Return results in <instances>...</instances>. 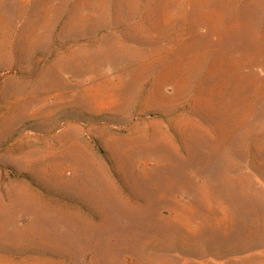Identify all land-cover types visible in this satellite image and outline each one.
Wrapping results in <instances>:
<instances>
[{
  "label": "rangeland",
  "instance_id": "obj_1",
  "mask_svg": "<svg viewBox=\"0 0 264 264\" xmlns=\"http://www.w3.org/2000/svg\"><path fill=\"white\" fill-rule=\"evenodd\" d=\"M263 241L264 0H0V264Z\"/></svg>",
  "mask_w": 264,
  "mask_h": 264
},
{
  "label": "trees",
  "instance_id": "obj_2",
  "mask_svg": "<svg viewBox=\"0 0 264 264\" xmlns=\"http://www.w3.org/2000/svg\"><path fill=\"white\" fill-rule=\"evenodd\" d=\"M248 161H250L248 159ZM246 174H248L254 181V185H257L260 178L255 172L249 167L246 170ZM264 242V241H263ZM264 251V243H252L245 249H241L240 253L231 255L228 259L221 260V262H225L227 264H240L242 262L257 260L258 256L262 254Z\"/></svg>",
  "mask_w": 264,
  "mask_h": 264
}]
</instances>
